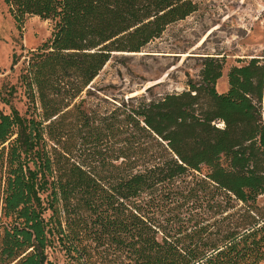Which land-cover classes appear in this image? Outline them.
<instances>
[{
	"label": "trees",
	"instance_id": "trees-1",
	"mask_svg": "<svg viewBox=\"0 0 264 264\" xmlns=\"http://www.w3.org/2000/svg\"><path fill=\"white\" fill-rule=\"evenodd\" d=\"M3 1L18 23L32 16L54 28L25 62L28 111L11 105L15 88L0 94L11 110L0 112V264H60L50 253L64 264H264V55L232 67L222 93L225 58L202 56L182 93L103 113L90 107L92 85L113 54L141 53L198 6ZM110 138L109 159L76 156L79 143ZM155 193L170 205L204 194L210 220L168 229L173 220L152 217Z\"/></svg>",
	"mask_w": 264,
	"mask_h": 264
},
{
	"label": "rangeland",
	"instance_id": "rangeland-1",
	"mask_svg": "<svg viewBox=\"0 0 264 264\" xmlns=\"http://www.w3.org/2000/svg\"><path fill=\"white\" fill-rule=\"evenodd\" d=\"M192 1L198 6V11L167 27L141 53L113 54L93 82L95 96L91 98V108H101L100 111L104 113L106 109L112 111L119 102L134 97L148 95L149 98H156L182 93L187 89V75L198 80L202 65L198 58L202 56L225 58L224 77L218 85V91L222 93L227 89V74L232 67L253 58H262L264 0ZM53 28L51 21L32 16L18 23L9 7L0 0V94L5 97L7 91L15 88L11 105L22 115L30 107L29 93L21 80L27 73L25 62L30 52L37 51L51 38ZM150 88L151 92H146ZM83 94L85 96V92ZM0 112H11L10 106L1 99ZM113 148L111 138L104 143L84 147L79 143L76 156L100 161L109 159ZM181 180L179 184H184L192 181V178ZM202 197V203L178 199L172 205L161 193L150 195L147 199L151 202L149 206L152 217L164 221L173 220L168 226L171 229L174 222L180 226L197 214L210 220L209 203L204 194ZM199 204L203 205L202 208H198ZM49 216L47 214L46 218ZM50 260L64 264L62 254L50 253Z\"/></svg>",
	"mask_w": 264,
	"mask_h": 264
}]
</instances>
